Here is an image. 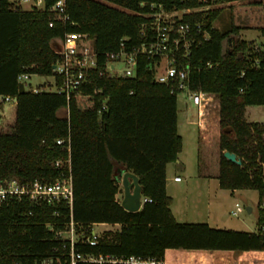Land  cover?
<instances>
[{
  "label": "trees",
  "instance_id": "obj_1",
  "mask_svg": "<svg viewBox=\"0 0 264 264\" xmlns=\"http://www.w3.org/2000/svg\"><path fill=\"white\" fill-rule=\"evenodd\" d=\"M56 1L46 0V6ZM255 1L262 5L264 39V2ZM152 2H162L167 9L201 4L200 0H65L69 20L51 27L53 14L48 10H14L8 0H0V96L16 99L14 124L10 131H0V180L53 182L70 172L74 221L120 225L115 232L102 233L98 245L79 246L84 253L158 257L166 263L168 249L264 251L260 233L175 219L165 181L167 164L176 161L183 148L177 94L155 80L146 59H140L132 78L93 72L70 99L51 91L19 93L20 73L52 74L59 40L66 32L88 33L100 55L116 50L123 37H129L130 44L142 42L138 31ZM221 11L222 7H214L203 19L210 39L193 48L191 87L220 98L219 184L232 191L257 190L259 224L264 222V122L247 121L245 109L264 104V70L254 64L250 44L235 37L236 26L224 32L212 27ZM201 16L196 12L191 19L202 20ZM59 138H70V171L66 162L56 165L68 157L56 142ZM225 150L236 153L241 164L228 160ZM126 171L138 176L143 196L151 199L135 212L116 199L120 175ZM69 218L70 208L64 202L31 203L24 196L1 203L0 264L45 260L57 264L58 258L68 264L54 250L58 242L46 223L59 227Z\"/></svg>",
  "mask_w": 264,
  "mask_h": 264
},
{
  "label": "built area",
  "instance_id": "obj_2",
  "mask_svg": "<svg viewBox=\"0 0 264 264\" xmlns=\"http://www.w3.org/2000/svg\"><path fill=\"white\" fill-rule=\"evenodd\" d=\"M10 8L14 10H48L53 14L49 26L53 27L56 21L65 23L69 20L66 13L65 0H57L47 7L46 0H8ZM219 0H200L196 7L167 9L162 2L150 3V12L146 13L139 28V44L128 43L129 37H123L116 50L101 54L96 50L93 38L85 32H66L59 40L60 47L56 50L58 57L53 64L52 75L55 79V92L70 99L72 94L81 91L93 72L100 75L109 74L113 77L132 78L137 75L141 58L148 61L154 71L157 82L169 87L170 92L183 94L197 106V117L200 124L209 121L211 117L220 120V98L216 93L193 89L190 81V57L193 48L202 45L210 39L208 28L204 27L203 19L207 18L208 11L215 7ZM202 13V20L194 21L192 15ZM186 17V18H185ZM214 27V25H212ZM250 51L254 64L264 70V39L253 44ZM208 66L212 63L208 62ZM30 73L22 72L18 75V82L24 84L25 90L34 92L43 91L38 87L32 88L27 83ZM29 88L27 89V87ZM242 90V89H241ZM2 101L16 102L11 96H1ZM102 108H105L103 105ZM57 144L68 152L64 161L57 160L56 165L67 163L70 171V138H59ZM176 176L175 180H180ZM27 197L31 203L46 202L56 204L64 202L70 208L68 221L60 223L48 222L46 227L53 232L58 242L54 250L64 257L68 264L88 262L94 264H165V260L158 257H141L138 255L115 256L111 254L84 253L79 250L81 245L96 246L99 244L101 233L94 228L103 223H77L73 219L72 206L74 199L72 175H64L53 182L35 179L31 182H20L16 178L0 180V204L11 199ZM151 201L142 195V202ZM264 208V202L261 204ZM246 210L238 202L232 210L233 215ZM264 235V222L258 224L253 231ZM43 264H48L45 260ZM57 264H62L58 258Z\"/></svg>",
  "mask_w": 264,
  "mask_h": 264
},
{
  "label": "rangeland",
  "instance_id": "obj_3",
  "mask_svg": "<svg viewBox=\"0 0 264 264\" xmlns=\"http://www.w3.org/2000/svg\"><path fill=\"white\" fill-rule=\"evenodd\" d=\"M261 1L264 2V0ZM215 7H222L220 15L213 22L216 29L224 32L234 25L238 28L236 38L245 40L250 46L262 41L260 27L263 25V11L261 4L255 0L218 1ZM26 82L30 83L32 88L38 87L43 91L55 90V79L52 74L33 73ZM0 102V131H10L15 121V103L8 100L2 101L1 96ZM177 102H179L180 121L178 132L183 137V148L177 160L167 164L168 174L176 173L184 178L180 183L167 182V192L175 199L174 210L177 215L175 219L178 222L208 223L211 227L219 229L255 231L258 228V191L255 189L232 191L222 188L218 175L215 174L220 158L217 153L220 126L211 132L210 144L207 145L206 141L204 144L200 140L196 125L197 106L183 94L177 96ZM185 104L189 108V120L193 121V124L188 123L184 118L181 107ZM245 117L247 121L264 122V104L246 106ZM122 174L116 195L119 202L124 196ZM237 202L245 209L250 206L252 211L248 212L246 209L236 216L233 215L232 210ZM94 228L102 234L106 231L115 232L119 230L120 225L99 224ZM201 255L199 262L191 264H264V252H205ZM188 257L180 254L175 263L186 264ZM165 259V264H171L172 251H166ZM205 261L207 262L204 263Z\"/></svg>",
  "mask_w": 264,
  "mask_h": 264
},
{
  "label": "crops",
  "instance_id": "obj_4",
  "mask_svg": "<svg viewBox=\"0 0 264 264\" xmlns=\"http://www.w3.org/2000/svg\"><path fill=\"white\" fill-rule=\"evenodd\" d=\"M179 103V102H178ZM178 106V127H179V104L177 105ZM16 108V107H15ZM182 109V113L184 114V118L185 120L190 123V124H193L191 120H189V108L187 106V104L183 105L181 107ZM196 125H197V128H198V131H199V137H200V140L205 144L204 141L207 142V145L210 144V138L212 137V131L214 128H218L220 126V120H216L214 119V117H211L209 121L205 122L204 124H200L199 123V120H198V117H197V121H196ZM181 135V134H180ZM182 136V135H181ZM183 138V137H182ZM218 154L219 156L221 155V150L219 148V135H218ZM218 156V158H219ZM220 159V158H219ZM219 159H218V165H219ZM180 161V159H178ZM209 166H210V163H209ZM217 173V175L219 174V167L218 169L215 171V174ZM176 176H180L176 173L174 174H168V171H167V166H166V181H165V187H166V192H167V182L168 181H171V182H174V183H180L183 181V177H181L180 180H175V177ZM168 195H170L168 192H167ZM171 198H172V204L170 206L171 208V211L174 215V217L177 219V215L175 213V210H174V205H175V199L173 197V195H170ZM181 216V215H180ZM182 216H185V215H182ZM181 218V217H180ZM104 225L105 224H109V223H103ZM113 225H119V224H113ZM170 251H172L173 253V259L171 261V264H176V260L178 258V255L180 254H185L186 256H189L188 257V260L185 262L186 264H191V263H196V262H199V257L201 258L202 257V253H205V252H215V253H224V252H234V251H226V250H220V251H204V250H194V249H168ZM167 250V251H168ZM255 252H264V251H255ZM193 256V258H192ZM214 258H212L213 260ZM207 261H205L204 263H206Z\"/></svg>",
  "mask_w": 264,
  "mask_h": 264
},
{
  "label": "water",
  "instance_id": "obj_5",
  "mask_svg": "<svg viewBox=\"0 0 264 264\" xmlns=\"http://www.w3.org/2000/svg\"><path fill=\"white\" fill-rule=\"evenodd\" d=\"M25 87L22 82H19V93H24ZM16 100V99H15ZM223 155L230 161L241 164V158L234 152L225 150ZM122 185L124 189V196L121 201V205L128 211L135 212L141 209L142 202V189L139 183L138 176L133 172L126 171L122 174ZM248 212L252 211L250 206L246 208Z\"/></svg>",
  "mask_w": 264,
  "mask_h": 264
}]
</instances>
